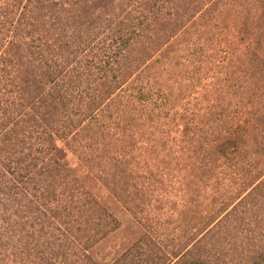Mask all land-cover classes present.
Listing matches in <instances>:
<instances>
[{"label":"trees","instance_id":"1","mask_svg":"<svg viewBox=\"0 0 264 264\" xmlns=\"http://www.w3.org/2000/svg\"><path fill=\"white\" fill-rule=\"evenodd\" d=\"M177 185L223 197L195 249L242 210L264 236V0H0V264H90L94 188Z\"/></svg>","mask_w":264,"mask_h":264},{"label":"rangeland","instance_id":"2","mask_svg":"<svg viewBox=\"0 0 264 264\" xmlns=\"http://www.w3.org/2000/svg\"><path fill=\"white\" fill-rule=\"evenodd\" d=\"M144 184L146 189V181ZM94 192L101 194V201L120 227L90 250V264H191L200 259L207 264H249V251L255 246L264 251V236L256 216L244 210L209 233L204 245L192 247L209 223L199 218L196 205L223 200L212 192L198 198L181 185L158 187L157 194L147 202L146 197L144 201H132V206L140 203L145 207L135 213L108 199L98 188Z\"/></svg>","mask_w":264,"mask_h":264}]
</instances>
